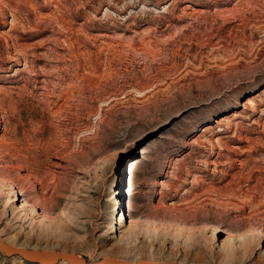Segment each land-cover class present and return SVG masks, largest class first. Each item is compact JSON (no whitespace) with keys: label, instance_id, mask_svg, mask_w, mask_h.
<instances>
[{"label":"rangeland","instance_id":"obj_1","mask_svg":"<svg viewBox=\"0 0 264 264\" xmlns=\"http://www.w3.org/2000/svg\"><path fill=\"white\" fill-rule=\"evenodd\" d=\"M1 195L12 244L264 264V0H0Z\"/></svg>","mask_w":264,"mask_h":264},{"label":"water","instance_id":"obj_2","mask_svg":"<svg viewBox=\"0 0 264 264\" xmlns=\"http://www.w3.org/2000/svg\"><path fill=\"white\" fill-rule=\"evenodd\" d=\"M0 251L4 255L20 254L27 260L44 264L55 263L61 258L68 259L71 264H172L168 261H156L149 258H141L136 261H129L110 256L103 257L96 261H88L85 257L80 256L76 252L55 249H38L35 247L29 248L23 245L12 244L4 239L1 235Z\"/></svg>","mask_w":264,"mask_h":264},{"label":"bare ground","instance_id":"obj_3","mask_svg":"<svg viewBox=\"0 0 264 264\" xmlns=\"http://www.w3.org/2000/svg\"><path fill=\"white\" fill-rule=\"evenodd\" d=\"M130 193V192H129ZM4 196L3 195H1L0 196V199H2ZM125 218H127L126 217V215H125V213H122L121 215H120V217L118 218V224H119V230L121 231L122 229V227H124V225H125V222H126V219ZM70 252H73V251H70ZM118 259H121V260H129V259H126V258H118ZM65 260V262H68V260L67 259H64ZM138 260V259H137ZM129 261H131V260H129Z\"/></svg>","mask_w":264,"mask_h":264}]
</instances>
